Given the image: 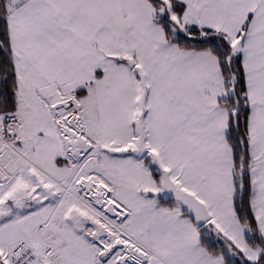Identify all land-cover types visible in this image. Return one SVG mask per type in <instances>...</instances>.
Wrapping results in <instances>:
<instances>
[{"label": "snow or ice", "instance_id": "1", "mask_svg": "<svg viewBox=\"0 0 264 264\" xmlns=\"http://www.w3.org/2000/svg\"><path fill=\"white\" fill-rule=\"evenodd\" d=\"M0 264H264V0H0Z\"/></svg>", "mask_w": 264, "mask_h": 264}]
</instances>
